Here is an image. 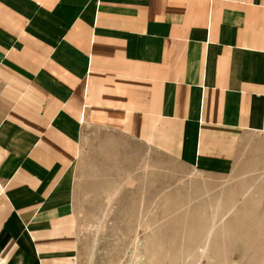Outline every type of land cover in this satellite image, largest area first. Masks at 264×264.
Returning a JSON list of instances; mask_svg holds the SVG:
<instances>
[{
	"label": "crops",
	"instance_id": "obj_1",
	"mask_svg": "<svg viewBox=\"0 0 264 264\" xmlns=\"http://www.w3.org/2000/svg\"><path fill=\"white\" fill-rule=\"evenodd\" d=\"M254 135L264 0H0V264L81 263L78 170L115 136L224 175Z\"/></svg>",
	"mask_w": 264,
	"mask_h": 264
},
{
	"label": "rangeland",
	"instance_id": "obj_2",
	"mask_svg": "<svg viewBox=\"0 0 264 264\" xmlns=\"http://www.w3.org/2000/svg\"><path fill=\"white\" fill-rule=\"evenodd\" d=\"M111 146L78 170L80 264H264V136L224 175L125 137Z\"/></svg>",
	"mask_w": 264,
	"mask_h": 264
}]
</instances>
